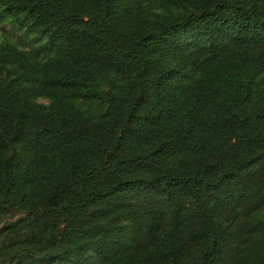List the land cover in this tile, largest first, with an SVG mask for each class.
Masks as SVG:
<instances>
[{
	"label": "trees",
	"instance_id": "1",
	"mask_svg": "<svg viewBox=\"0 0 264 264\" xmlns=\"http://www.w3.org/2000/svg\"><path fill=\"white\" fill-rule=\"evenodd\" d=\"M0 12V264H264V0Z\"/></svg>",
	"mask_w": 264,
	"mask_h": 264
},
{
	"label": "rangeland",
	"instance_id": "2",
	"mask_svg": "<svg viewBox=\"0 0 264 264\" xmlns=\"http://www.w3.org/2000/svg\"><path fill=\"white\" fill-rule=\"evenodd\" d=\"M147 5L148 1L145 2V6ZM8 42L17 44L26 51H36L40 58L52 55L56 51V48L46 40H41L37 35L29 34L20 29L15 21L10 20L5 13L0 12V44ZM37 102L44 105L50 104L49 98L45 97L37 98ZM88 107L89 105L84 106V108Z\"/></svg>",
	"mask_w": 264,
	"mask_h": 264
}]
</instances>
